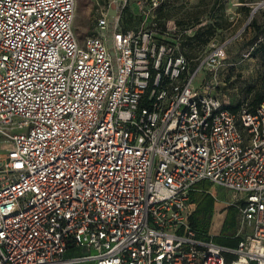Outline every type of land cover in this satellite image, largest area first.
<instances>
[{
  "label": "built area",
  "instance_id": "2783aa9c",
  "mask_svg": "<svg viewBox=\"0 0 264 264\" xmlns=\"http://www.w3.org/2000/svg\"><path fill=\"white\" fill-rule=\"evenodd\" d=\"M76 2L0 0V264H264V66L230 109L226 43L194 67L174 20L126 25L129 0L80 38ZM202 180L234 193L236 246L191 225Z\"/></svg>",
  "mask_w": 264,
  "mask_h": 264
},
{
  "label": "rangeland",
  "instance_id": "374dc122",
  "mask_svg": "<svg viewBox=\"0 0 264 264\" xmlns=\"http://www.w3.org/2000/svg\"><path fill=\"white\" fill-rule=\"evenodd\" d=\"M105 1L77 0L75 30L80 38L93 32L97 6ZM260 1L159 0L157 10L153 11L152 0H129L127 18L132 27L162 29L174 20L177 31L166 37L179 35V46L194 58V67L212 48L226 43V58L219 67L220 85L214 91L227 104L242 102L240 106L250 107L252 94L247 93L248 87L262 89L264 57L256 52L264 41V7H260ZM243 5L250 6V10L243 9ZM255 6L258 7L251 15ZM199 28L202 33L195 36ZM208 74L202 69L196 82L200 83ZM1 141L0 136V145ZM190 202V221L216 240L230 242L248 230L242 223L240 208L234 203V193L223 185L199 181L190 191Z\"/></svg>",
  "mask_w": 264,
  "mask_h": 264
},
{
  "label": "trees",
  "instance_id": "16d2710c",
  "mask_svg": "<svg viewBox=\"0 0 264 264\" xmlns=\"http://www.w3.org/2000/svg\"><path fill=\"white\" fill-rule=\"evenodd\" d=\"M242 2H245L246 0H240ZM243 9L245 10H250V6L248 5H243L242 6ZM127 8L125 10V14H124V22L126 23L127 26H130L128 24V18H127ZM201 32V29L199 28L195 34V36L199 35ZM175 37V36H174ZM187 37H191L190 35H187ZM158 38H161L160 35H158ZM207 40H205L206 42ZM180 50L186 55V57L190 60V63L194 65V58L190 57V55H188L185 51H183L181 49V47L179 46ZM256 52H259L263 57H264V41L261 42L259 44V46L256 48ZM194 62V63H193ZM247 93L249 94H252L251 96V99H250V102H249V105H250V108H255L256 105L262 100V97H263V94H262V89L261 90H255V86L251 85L248 87L247 89ZM242 104V102H238L237 104L233 105V104H228L226 105L228 108L230 109H238L240 107V105ZM204 181V180H202ZM208 181V180H206ZM210 182V181H209ZM191 222V225L199 230H202V231H205L203 228H201L198 224L194 223L193 221H190ZM207 232V231H205ZM214 238V236H213ZM215 239V238H214ZM241 239V237H237L236 239L230 241V242H224V241H220V240H216L217 242L219 243H222V244H226V245H230V246H236L239 242V240ZM251 264H256L254 261L251 262Z\"/></svg>",
  "mask_w": 264,
  "mask_h": 264
},
{
  "label": "water",
  "instance_id": "95a60500",
  "mask_svg": "<svg viewBox=\"0 0 264 264\" xmlns=\"http://www.w3.org/2000/svg\"><path fill=\"white\" fill-rule=\"evenodd\" d=\"M257 7L258 6H255V7H253V9H252V11H251V15L254 13V11L257 9ZM109 12L111 13V14H115V8L114 7H110V10H109Z\"/></svg>",
  "mask_w": 264,
  "mask_h": 264
},
{
  "label": "crops",
  "instance_id": "0c3cea01",
  "mask_svg": "<svg viewBox=\"0 0 264 264\" xmlns=\"http://www.w3.org/2000/svg\"><path fill=\"white\" fill-rule=\"evenodd\" d=\"M85 29H86V28H85ZM79 33H81L80 30H79Z\"/></svg>",
  "mask_w": 264,
  "mask_h": 264
}]
</instances>
